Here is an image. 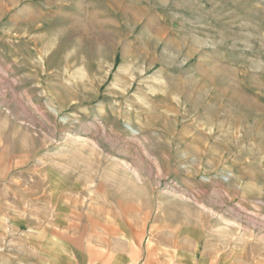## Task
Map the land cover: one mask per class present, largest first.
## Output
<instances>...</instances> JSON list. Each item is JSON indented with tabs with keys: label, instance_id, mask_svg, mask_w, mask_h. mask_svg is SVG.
<instances>
[{
	"label": "rangeland",
	"instance_id": "374dc122",
	"mask_svg": "<svg viewBox=\"0 0 264 264\" xmlns=\"http://www.w3.org/2000/svg\"><path fill=\"white\" fill-rule=\"evenodd\" d=\"M10 1L0 264H264V0Z\"/></svg>",
	"mask_w": 264,
	"mask_h": 264
},
{
	"label": "crops",
	"instance_id": "0c3cea01",
	"mask_svg": "<svg viewBox=\"0 0 264 264\" xmlns=\"http://www.w3.org/2000/svg\"><path fill=\"white\" fill-rule=\"evenodd\" d=\"M87 0H72V3L70 5L74 7H82L86 5ZM8 6H24V7H36L42 5V3L37 2V0H11L8 4ZM212 247V249H210ZM217 246L214 245H208L207 248L204 247L202 249V254H198L197 251L198 247L195 245L191 246V251H185L181 252L178 255V258L180 259V262L184 264H243L240 259V250L237 246H227L226 244H223L222 247L225 249L226 247L229 249L228 254H216V255H208L209 252L212 251L213 254H215ZM187 252L191 254H195L194 257H183V254H186ZM205 253L206 255H204ZM178 259V260H179Z\"/></svg>",
	"mask_w": 264,
	"mask_h": 264
},
{
	"label": "bare ground",
	"instance_id": "6f19581e",
	"mask_svg": "<svg viewBox=\"0 0 264 264\" xmlns=\"http://www.w3.org/2000/svg\"><path fill=\"white\" fill-rule=\"evenodd\" d=\"M123 71H124V67H123V66H119V67H118V71H117V74H118V75H117L116 78H115V81H116V82L119 81L118 79H119L120 73H122ZM116 82L113 83V85L118 87V84H117ZM51 97H52V95H51ZM99 114H100V113H99ZM100 115H104L103 117H106V114H100ZM193 236H194L197 240L200 239V238H197L196 235H193Z\"/></svg>",
	"mask_w": 264,
	"mask_h": 264
}]
</instances>
